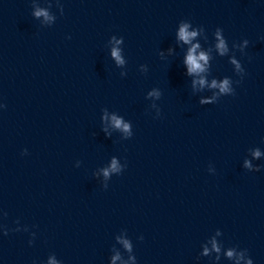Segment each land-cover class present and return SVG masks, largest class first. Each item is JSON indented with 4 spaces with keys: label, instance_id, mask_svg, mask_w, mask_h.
Segmentation results:
<instances>
[{
    "label": "water",
    "instance_id": "95a60500",
    "mask_svg": "<svg viewBox=\"0 0 264 264\" xmlns=\"http://www.w3.org/2000/svg\"><path fill=\"white\" fill-rule=\"evenodd\" d=\"M216 257L264 264V0H0V264Z\"/></svg>",
    "mask_w": 264,
    "mask_h": 264
},
{
    "label": "clouds",
    "instance_id": "9594fccd",
    "mask_svg": "<svg viewBox=\"0 0 264 264\" xmlns=\"http://www.w3.org/2000/svg\"><path fill=\"white\" fill-rule=\"evenodd\" d=\"M41 13H37V15H40ZM188 27L189 25L187 23L185 24H182V26L180 27V30H179V38L180 40L184 41L186 44L187 43H190L191 40L196 37L197 35V32L196 31H188ZM217 35V38L219 39V43L216 45V47L219 49L220 53L223 55L226 51H227V48H226V45H225V41L223 39L220 38V33L219 31H217L216 33ZM245 43H248L247 41ZM199 47V45H193L191 49H189L188 51V54H187V58H186V75L187 74H192V73H199V72H202L204 71V67L203 65L201 64V61H204L205 63H207V60H208V57L203 53L201 52L199 55H196V49ZM112 55L115 57L116 61L118 64H123L124 61L121 59L120 55H119V52L117 50H113L112 52ZM233 63H235V61H233ZM237 69H240V65L237 64ZM148 71V68H145L144 70V73H146ZM196 81H193V84H195ZM199 83L201 84V86L204 85L205 81L203 79H201L199 81ZM229 85V81L228 80H224L223 83H221L220 85H217L215 81H213V84H212V87H219L220 88V91L221 92H229L230 89L228 87ZM149 96H156V97H160L161 95V92L159 91H153V92H150L148 94ZM113 122H114V125L117 127V128H123V130L125 132L128 131L129 129V125L128 124H124L120 119H117L115 116H113ZM257 155H259V153H257ZM112 170L115 171L116 170V164H115V161L113 162V165H112ZM108 175V172L105 171V176ZM143 239V238H142ZM124 243V246L125 248H129L130 245L128 243V241H123ZM213 248L216 249V251L218 252L219 249L216 248V245L215 243H213ZM205 252H207V249H205ZM227 256L228 257H232L233 256V251H228L227 253ZM119 256L117 257H114L113 259H118ZM219 257H216L214 258V261H213V264H215V261L218 260ZM51 264H54V262H51ZM248 264H253V261L249 260L248 261Z\"/></svg>",
    "mask_w": 264,
    "mask_h": 264
}]
</instances>
